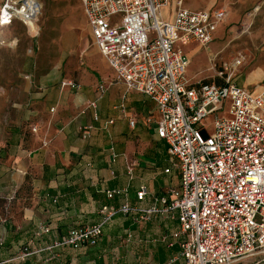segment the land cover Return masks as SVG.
<instances>
[{
	"label": "built area",
	"instance_id": "2783aa9c",
	"mask_svg": "<svg viewBox=\"0 0 264 264\" xmlns=\"http://www.w3.org/2000/svg\"><path fill=\"white\" fill-rule=\"evenodd\" d=\"M78 1L116 82L155 102L160 117L157 135L166 142L172 161L165 172L179 171L180 185L164 197H155L148 209L132 207L127 190H109V198L125 196L121 207H105L103 222L72 229L47 249L96 246L104 225L118 214L147 221L177 211L180 230L175 237L182 238L183 264H238L253 255L264 264V91L256 94L234 82L243 64L240 58L231 69L223 67L218 83L194 84L187 79L190 62L183 47L191 43L208 47L217 25L226 19L225 11L191 10L185 0ZM169 5L174 7L172 21L161 17ZM39 15L29 0H4L0 30L16 21L27 25ZM79 87L75 81L61 83V89ZM108 88L98 85L96 99L86 105L95 122L100 121L98 103ZM227 101L229 116H220ZM211 115L216 117L210 135L204 121ZM113 125V119L107 120L103 130L110 134ZM93 129H81L83 139H89ZM111 153L114 162L118 155L113 146ZM147 195V187L142 186L136 199L141 202ZM34 254L26 246L17 259L25 262Z\"/></svg>",
	"mask_w": 264,
	"mask_h": 264
},
{
	"label": "crops",
	"instance_id": "0c3cea01",
	"mask_svg": "<svg viewBox=\"0 0 264 264\" xmlns=\"http://www.w3.org/2000/svg\"><path fill=\"white\" fill-rule=\"evenodd\" d=\"M173 13L167 16L162 11L161 17L172 21ZM0 33L3 46L15 48L17 42ZM194 44L202 48L197 43L183 47L190 64L186 49ZM33 69L30 65L28 72ZM62 81L54 71L42 76L47 88L36 94L45 95L39 103L40 112L36 109L35 127L39 130L26 142L11 138L5 145L8 150H0V197L4 196L0 204V264H183L182 238L175 237L180 230L177 211L147 221L118 214L104 225L96 246L47 249L72 229L103 222L105 207H121L125 196L109 198V190H127L132 207L148 209L155 197L175 189L169 183L173 171L165 172L172 161L166 142L158 138L160 117L150 97L128 92L125 85L116 83L99 101L100 121L95 122L86 105L96 99L100 84L82 78L79 89L70 90L61 89ZM111 119L114 125L108 134L103 124ZM88 126L94 129L86 140L81 129ZM112 146L118 155L114 162ZM128 167H132L130 174ZM30 174L33 177L26 182ZM142 186L147 187L148 195L139 202L136 192ZM43 228L49 232L44 233ZM26 246L35 254L21 262L17 257ZM259 258L253 255L238 264H263Z\"/></svg>",
	"mask_w": 264,
	"mask_h": 264
},
{
	"label": "rangeland",
	"instance_id": "374dc122",
	"mask_svg": "<svg viewBox=\"0 0 264 264\" xmlns=\"http://www.w3.org/2000/svg\"><path fill=\"white\" fill-rule=\"evenodd\" d=\"M37 1L42 7L34 31L20 21L0 30L9 41L17 42L11 48L0 41V150L11 138L26 142L33 136L39 103L45 100V95L36 94L47 88L42 76L54 71L60 80L78 83L85 78L109 88L117 83L115 73L93 42L80 2ZM185 7L226 13L208 47L197 49L194 44L186 49L191 57L187 78L191 82L201 79L202 83H218L223 67L231 69L240 58L243 64L236 71L234 82L254 93L257 89L264 91V0H185ZM163 13L172 14L173 5L165 7ZM30 65L33 72H28ZM226 104L220 116H229L230 101ZM215 117L211 115L204 121L210 135ZM30 177L33 176H26V182ZM169 183L173 188L179 187V171L173 170ZM29 192L26 189V195Z\"/></svg>",
	"mask_w": 264,
	"mask_h": 264
},
{
	"label": "bare ground",
	"instance_id": "6f19581e",
	"mask_svg": "<svg viewBox=\"0 0 264 264\" xmlns=\"http://www.w3.org/2000/svg\"><path fill=\"white\" fill-rule=\"evenodd\" d=\"M29 5L32 7V8H36L38 10V14H40V9L42 7V5L39 3V1L37 0H29ZM38 21V19H35L34 21H29V23L27 24V26L29 27V30L30 31H34V29L36 28V22ZM1 43L4 44V41L3 39L1 40ZM190 62V60H189ZM263 91L261 90H256V94H261Z\"/></svg>",
	"mask_w": 264,
	"mask_h": 264
}]
</instances>
